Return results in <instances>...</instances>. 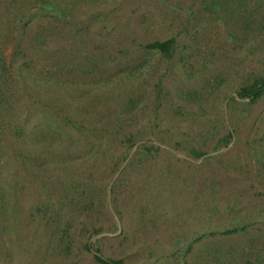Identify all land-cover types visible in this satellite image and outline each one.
<instances>
[{
  "label": "rangeland",
  "instance_id": "obj_1",
  "mask_svg": "<svg viewBox=\"0 0 264 264\" xmlns=\"http://www.w3.org/2000/svg\"><path fill=\"white\" fill-rule=\"evenodd\" d=\"M211 1L0 0V264H264V0Z\"/></svg>",
  "mask_w": 264,
  "mask_h": 264
},
{
  "label": "trees",
  "instance_id": "obj_2",
  "mask_svg": "<svg viewBox=\"0 0 264 264\" xmlns=\"http://www.w3.org/2000/svg\"><path fill=\"white\" fill-rule=\"evenodd\" d=\"M225 2L213 0L210 3L205 2L204 7H209L214 12H219L221 6L224 5ZM44 8L51 9L55 13L61 12V9L57 3H49L48 1H44ZM176 40L175 38H170L167 40H156L146 44V48L152 51L160 52L167 57H171L172 51L175 47ZM264 94V74L257 75L252 82L244 85L237 92V96L242 99H249L250 102H256L259 98ZM233 137V132H230L225 141L230 143ZM203 154V153H202ZM95 258L97 261L102 264H125L122 259H106L104 258L99 250H96Z\"/></svg>",
  "mask_w": 264,
  "mask_h": 264
}]
</instances>
